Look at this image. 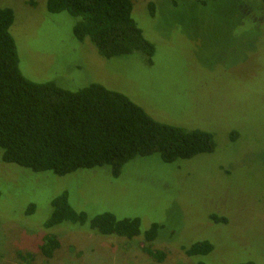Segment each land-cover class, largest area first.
<instances>
[{
  "label": "rangeland",
  "instance_id": "374dc122",
  "mask_svg": "<svg viewBox=\"0 0 264 264\" xmlns=\"http://www.w3.org/2000/svg\"><path fill=\"white\" fill-rule=\"evenodd\" d=\"M46 1L0 0L14 12L10 33L24 77L71 92L99 84L159 123L212 134L215 148L173 163L137 157L118 178L108 167L33 174L3 163L0 150V264H23V252L32 264H156L141 238L70 223L44 229L63 192L90 217H136L142 234L160 224L151 249L166 252L163 264H264V0H131L155 49L151 62L135 52L101 57L73 35L79 19L49 13ZM45 236L60 243L52 259L39 250ZM201 241L213 245L209 255H185Z\"/></svg>",
  "mask_w": 264,
  "mask_h": 264
},
{
  "label": "trees",
  "instance_id": "16d2710c",
  "mask_svg": "<svg viewBox=\"0 0 264 264\" xmlns=\"http://www.w3.org/2000/svg\"><path fill=\"white\" fill-rule=\"evenodd\" d=\"M201 4L216 0H198ZM154 3L148 5L154 12ZM51 14L66 12L79 21L73 35L88 39L106 59L142 54L148 62L154 46L148 42L132 17L131 0H47ZM14 12L0 8V150L2 162L33 174L52 173L62 177L81 170L108 167L118 178L122 168L137 157L158 154L164 163L209 154L215 148L213 135L187 131L159 123L125 95L90 84L75 92L53 82L35 83L19 69L16 43L10 33ZM51 214L43 227L62 223L87 227L102 237L134 240L141 238V250L156 264H163L166 252L151 245L162 226L153 223L141 233L139 218H118L111 213L88 216L77 212L63 192L51 200ZM33 208L30 210L33 213ZM225 222V218L216 219ZM60 248L54 237L43 238L41 254L52 259ZM213 245L201 241L184 248L186 256H207ZM23 264L34 263L29 253H18ZM26 262V263H25ZM204 264V263H198ZM237 264H252L250 262Z\"/></svg>",
  "mask_w": 264,
  "mask_h": 264
}]
</instances>
